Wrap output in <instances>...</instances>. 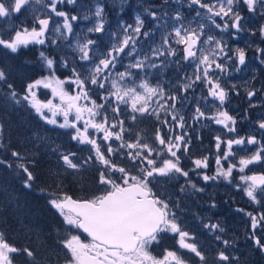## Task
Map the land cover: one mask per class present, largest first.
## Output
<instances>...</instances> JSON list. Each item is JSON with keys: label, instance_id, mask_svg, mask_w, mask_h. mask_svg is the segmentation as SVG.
<instances>
[{"label": "snow or ice", "instance_id": "1", "mask_svg": "<svg viewBox=\"0 0 264 264\" xmlns=\"http://www.w3.org/2000/svg\"><path fill=\"white\" fill-rule=\"evenodd\" d=\"M187 2L189 8L195 6L197 9L196 17L203 19L199 10L205 9L204 16L207 20L211 21L216 29L227 32L233 39H238L239 34L245 30L241 24L242 17L235 7L240 0H187ZM243 2L250 11H255L257 4L260 10L264 11V0H243ZM30 3L41 4L44 17L41 18L33 13V26L30 29L21 26L8 38L0 36V46L17 52L22 46L27 47L29 44H55L56 41L50 40L46 35L53 17H63V24L56 26L55 32L61 33V28L65 29L66 32L61 33L64 39L72 33V22L78 17L73 15L69 18L67 12L58 10V5H63L65 0H0V17L19 14ZM67 3H75V0H67ZM102 11V8H97L95 15L101 16ZM150 15L154 20L157 18L156 11H151ZM216 17L220 18L221 23H216ZM173 20L175 23L170 31L162 35V43L151 50L152 55L157 58L176 57L174 61L169 62L176 65L188 63L193 68L191 74H185L182 78L183 84L180 90L182 93H188L202 86L201 101L206 105V109L202 110L198 102L191 119L193 121L206 119L220 125L224 134L223 139L220 135L215 136L217 153L215 173L197 174L201 175L205 182L220 178L231 182L230 178L236 170L241 173L239 179L242 182L236 187L243 189L251 203L264 206L262 203L264 173L244 174L249 165L264 161V119L256 122L258 131L262 133L261 139H257V136L252 134L238 135L237 116L230 114L224 107L229 99V93L239 95V92L235 84L230 87L222 84V76L229 72L228 65L233 60L236 61L232 64L234 71H239V66L246 64L245 48L236 47L233 50L222 38L206 35L205 25L200 20H195V27L192 26L193 22L186 24L179 10L175 12ZM143 27L144 21L139 15L135 17V25L121 24L123 38L118 39L117 43L98 59L94 49L96 41L86 39L85 42L80 43L77 40L75 50L80 54L79 61L86 62L82 64L86 73L83 78L81 72L73 66L70 69L71 75L61 80L55 75L56 61L41 51L40 59L49 75L27 83L23 95L18 94L11 83H7L9 89L7 98L12 103L28 102L31 109L48 124L57 125L56 117L62 116L63 123H59L58 126L72 129V140L91 146L92 155L79 163L74 162L75 153H61L60 159L66 169H79L93 160L103 169L99 174V183L105 186L101 194L92 199L78 201L67 195L54 193L48 201L70 228L82 230L90 238L85 242L80 235H70L61 241L70 254L67 264H187L184 257L176 250H165L162 259L151 254L149 250L151 246L158 243L162 234L166 233L178 237L179 249L193 253L202 264H206V257L199 249L195 236L184 230L178 222L176 212L173 210L178 204L170 207L169 203L156 196L150 187V182H154L159 177L188 178L190 171L209 167L207 156L195 159L192 169L185 170L181 167V155L188 154L191 138L188 137L185 117L177 110V95L171 90L166 91L159 81L152 83L146 78L147 69L159 70L167 65L164 60L157 64L155 60L150 61V58L145 56L143 59L137 58L134 62H130L124 71L116 70L117 64L123 66L124 57H131L136 52L137 39ZM103 31V21L97 22L93 28L88 29V32ZM260 32L264 35V27H261ZM142 35L148 37L149 32L143 31ZM257 51L264 54V49ZM230 52L234 54L230 55ZM61 64L63 67H68L67 60H62ZM141 72L145 73L143 79H139ZM6 82V72L0 69V83ZM66 83L74 86L75 94L65 90ZM41 87L50 88L53 99L59 98V103H54L53 99L41 101L37 96V90ZM90 91L98 93L99 103L96 99H92ZM255 95V90L247 91L249 107L256 106L251 99ZM181 100L186 101L187 96H182ZM122 106L127 118L132 122L128 128H125V120L121 118ZM45 110L50 112L51 116L46 115ZM138 118H155L158 122L159 126L155 130L151 144L140 131L134 130ZM246 118V115L241 117V119ZM161 128L164 129L163 134ZM90 129L94 130L91 134ZM176 129L183 131L177 132ZM3 135L4 125L0 124V138ZM114 142L119 143L113 147ZM221 145L224 146L223 151ZM234 146L235 151H233ZM249 146L255 148L249 152ZM0 147L3 145L0 144ZM121 150H126L124 154L131 161L138 162L136 167L139 175H132L125 167L113 161V157L121 153ZM240 152H244L245 155H238ZM162 155L167 158L162 159L158 165L157 158ZM11 156L15 158L18 172L23 173L24 187L31 188L36 177L30 170L29 164H34V161L26 163V157L19 151H11ZM233 160L236 162L233 163ZM224 162L228 165L226 168ZM0 165L13 167L12 163L3 159H0ZM113 173H120L119 182L113 177ZM186 182L191 184L190 180ZM192 187L196 188V185L192 184ZM183 190L182 187L181 191ZM211 207L215 208V203ZM237 211L244 210L237 209ZM245 215L251 220L255 245L264 251V242L255 237L256 230L264 226V212H257L256 215L246 212ZM204 227L211 232H224L219 223L205 224ZM215 239L225 247L234 243L222 239L220 235H216ZM19 253L35 261L33 250L16 247L9 242L5 233L0 231V264H14L13 254ZM218 261L228 262L229 255L219 251Z\"/></svg>", "mask_w": 264, "mask_h": 264}, {"label": "trees", "instance_id": "2", "mask_svg": "<svg viewBox=\"0 0 264 264\" xmlns=\"http://www.w3.org/2000/svg\"><path fill=\"white\" fill-rule=\"evenodd\" d=\"M15 16V26L26 25L21 14ZM26 16L28 15L26 14ZM41 51L56 61L55 75L57 77L62 79L71 75L70 69L76 63L67 55L69 49H66L64 45H57L56 42L46 45L29 44L27 47L22 46L17 52L0 46V69H3L7 75V82L0 83V124L4 125V135L0 138V144L3 145L0 147V159L13 164L11 168L0 165V231H3L9 242L16 247H27L35 253L34 262L33 258L27 257L23 253L13 254L14 264H65L70 254L63 247L61 241L70 235L80 234L84 239L88 237L80 230L70 228L59 212L49 205L48 201L54 193L92 199L101 194L102 190V186L97 183L93 184L89 179L80 175L78 169L77 171L76 169H66L60 159L59 147L54 148V154L48 150L41 152L42 150L38 147H32L26 136H31L41 129L53 131L56 128H51L46 121L42 120L31 109L28 102L22 101L20 104H14L7 98L9 92L7 83H11L17 93L23 95L27 83L49 75L40 59ZM62 60L68 61V67L62 66ZM79 64H81L79 67H82V64H86V62L79 61ZM185 67L180 64L168 68L164 75L166 76L165 90L175 93L181 91L179 90L180 86L175 87L171 82L183 77L182 71ZM42 89L39 91L42 92ZM229 100L233 105L246 107L240 94L230 93ZM191 115L190 113L188 116V121L192 126V129L187 130L188 137L191 138L188 154L178 153L181 155V167L185 170L192 169L194 168L193 161L204 156L209 158V167L190 171L188 178L161 177L150 182V187L156 196L167 202L169 200L170 207L178 204L177 211L181 213L178 222L181 223L184 230L195 236L199 249L208 253L209 260L206 261V264H264V252L255 245L252 238L251 220L245 215L251 210L253 215H256L262 206L253 204L247 198L242 197L245 195L243 189L236 187L237 184L242 183L239 179L241 173L236 170L233 171L230 178L231 182L223 178L205 182L201 175L197 174L207 172L208 175H213L216 171V135L210 125L206 128L202 126V123L205 124L207 121L206 119L193 121ZM121 118L125 120V128L132 124L126 115H122ZM158 126L155 118H138L134 130L140 131L148 142L152 143ZM179 130L176 129L177 132ZM163 132L164 129L161 128V133L163 134ZM118 143L114 142L113 145ZM66 145L64 147L66 153H86L83 156L88 155L89 149L86 148V145L77 144L72 139L70 144ZM30 146L31 148H29ZM223 149L224 146L221 145V151ZM11 151L21 152L26 157V163L34 161V164H29L30 170L36 177L31 188L24 187L23 173L18 172ZM48 155H51V158ZM165 158L167 157L163 155L158 157L157 164L159 165ZM224 166L225 168L228 166L226 162H224ZM244 174L251 175L247 170ZM137 175H139L138 169ZM187 180H190L191 184L187 183ZM117 182H119L118 178ZM192 184H195L196 188H193ZM182 187L183 191H181ZM229 189L233 194L228 192ZM213 203L216 205L215 208L211 207ZM182 206H184L182 208L184 212L181 210ZM237 209L244 211H237ZM214 223H219L224 232H211L204 227L205 224ZM260 232L258 228L255 237L262 241ZM216 235H220L222 239L234 241V243L225 247L215 239ZM170 249L179 251L187 263L190 261L193 264H197V262L202 264L193 253L179 249L177 236L162 234L159 242L154 245V252L158 256H162L165 254V250ZM219 251H224L226 255H229L228 262L218 261Z\"/></svg>", "mask_w": 264, "mask_h": 264}, {"label": "rangeland", "instance_id": "3", "mask_svg": "<svg viewBox=\"0 0 264 264\" xmlns=\"http://www.w3.org/2000/svg\"><path fill=\"white\" fill-rule=\"evenodd\" d=\"M235 7L239 11L242 17L241 24L242 27L245 29L239 34L238 39H233L230 35H228L227 32H221L219 29H216L215 26L212 24V22L207 20L206 16H204V14L206 13L205 9L199 10L202 16L204 17L203 19H201L200 17H196L195 13L197 9L195 8V6L189 8L187 0H137V7L133 5V0H75V3H67V0H65V3L63 5H58V10L67 12L69 14V18L73 15L78 17L76 21L72 22V28H73L72 33L68 35L67 39H64L61 36V33L66 32L65 29L61 28V33L55 32V27L63 24V17H53V20L52 22H50L49 25V31L46 35L50 40H55L57 45H64L66 49H69L67 55L75 61L76 65H74V67H76V69L79 70V72H81V76L83 78V76L86 73L84 68L79 67V65L81 66V64H79L80 54L75 50L77 40H79L80 43L85 42L86 39H92L96 41L94 49L98 59L99 56L104 54L114 43H117L118 39L123 38V33L121 31V24L135 25L134 23L135 17L139 15L141 19H143L144 21V27L142 29V33L143 31H148L149 36L144 37L142 33L140 34L136 43V52L131 57H124L123 66H121V64H117L116 70L124 71L125 67L130 62H134V60L137 58L143 59L145 56L149 57L150 61L155 60L157 64H160V62L164 60L167 66H162L159 70L147 69L146 78L152 83L159 81L163 85V87H165L164 84L166 82V76L164 75L167 73L169 67L176 65L174 63H170L169 61H174L176 57L157 58L152 55L151 50L157 48L162 43V39H161L162 35L170 31L171 26L175 23V21L173 20V16L177 10L181 11L182 15L184 16V22L186 24L188 22H193L192 26L195 27L196 26L195 20H200V22L204 23L205 25L206 35H213L216 36L217 38H222L223 40L227 41L228 47L230 49L234 50L236 47L245 48L246 64L242 66V68L241 66H239L240 68L239 71H234L232 69V64H234V62L236 63V61L233 60L232 62H230L228 65L229 72L224 76H222L221 82L222 84H226L228 87H230L232 84H235L237 91L242 96V101L246 103V107L242 108L239 105L236 104L233 105L232 103L229 102L230 101L229 99L228 101H226L224 107L227 108L230 114L237 116L236 127H237L238 135L252 134V135H256L257 139H261L262 133L258 131L256 122L260 119H264V63H262V61H264V54L258 52L257 49H264V35H262L260 32L261 27H264V11L260 10L259 4H257L255 11H250L247 5L243 2V0H240V2L235 5ZM97 8L103 9L101 16L99 17L95 15ZM151 11H156L157 13V18L155 20L150 15ZM33 13L43 18L44 9L42 5L36 3H30L29 5L25 6V9H22L19 15L20 14L22 15L21 17L24 19V22L26 23V25L24 24L23 27H28L30 29L33 26L34 23ZM26 14L28 16H26ZM124 14L126 15L124 16ZM15 15L16 14L14 13L10 17H0V36L8 38L14 35L15 31L21 27L14 25L16 19ZM215 20L216 23H221L219 17H216ZM99 21H103L104 31L101 33L88 32V29L93 28L95 24ZM228 31L230 32L231 29L229 28ZM129 33H131V30H129ZM125 51L127 52V49ZM229 54L233 55L234 53L230 52ZM91 55L92 53L90 52V56ZM181 64L186 66L185 68H183L184 70L182 71L183 77L185 76V74H191L193 72V68L190 67L188 63H181ZM87 67H91V65H87ZM133 71L135 72L137 70H133ZM183 77H180L181 79H178L175 82H171L175 87L180 86L179 90L181 89L183 84V79H182ZM65 78H62L61 80H64ZM143 78H145V73L141 72L139 74V79H143ZM64 88L69 93L75 94L76 89L74 88V86H71L66 83L64 85ZM40 89L37 90V96L41 101L46 102L49 99H53L52 90L50 88L48 89L43 88L42 92L39 91ZM250 89L256 91V95L251 98L252 103L256 105L255 107H249V99L247 97V91ZM230 93H229V97H230ZM202 94H203L202 86L197 87L195 91H189L188 93H182L181 91L176 92L177 110L181 115L185 117L187 123L186 130L192 129V126L190 125L191 123L188 121V116L190 115V113L193 114L194 108L197 106V103L200 102L199 106L201 107L202 110L206 109V105L201 101ZM90 95L92 96V99L97 100V103L100 102V100L98 99V93H96L95 91H90ZM183 95L187 96L186 101L181 100V97ZM53 102L59 103V98L53 99ZM179 102H182V104H179ZM210 103L211 101H209V104ZM45 114L51 116V113L48 112L47 110H45ZM122 115L127 116V114L124 112L123 106H122ZM245 115L247 116V118L241 119V117H244ZM71 118L72 117H70V119ZM56 119L58 121V124L63 123L62 116L58 115ZM58 124L57 125L49 124L51 128H56V130L53 131L47 130L48 133L46 130L41 129L40 131L35 132L31 136H26L27 139L30 140L32 144L31 146L38 147L40 150H42L41 152L48 150L50 153L53 154H54V148L59 147L60 148L59 152L66 153L64 147L67 146L66 144H70L71 134L73 130L70 128H60ZM209 125L216 136L220 135L221 137H224L222 126L216 125L209 120H207L205 124L202 123V126L205 128L209 127ZM93 131L94 130L90 129L89 130L90 134ZM182 131L183 130H179V132ZM228 135L231 136L232 134H228ZM77 144L80 143L77 142ZM80 145H86V148L89 149V152L87 156H83L86 153L85 154L75 153L76 156L73 157V159L74 162H78V163L82 162L83 160H86L88 156L92 155V152L90 151L91 148L90 145L87 144H80ZM116 145H113V147H115ZM31 146L29 148H31ZM254 148L255 146H249V152H251L252 149ZM235 150L236 148L234 146L233 151ZM125 151L126 150H121V153L113 157V161L119 164L120 166L125 167L132 175H137V167H136L137 162L131 161L124 154ZM238 155H245V153L240 152L238 153ZM48 157L51 158V155H48ZM78 170L80 172V175L89 179L91 183L93 184L97 183V185L102 186L101 192L104 190L105 186L99 183V174L100 171L103 169L97 161L93 160L90 163L79 168ZM245 170H247L249 173L264 172V161H261L253 165H249L248 168H246ZM112 175L114 178L117 179L119 178L120 173H113ZM228 192L230 194H233L230 191V189L228 190ZM242 197L247 198L249 200V198L246 195H242ZM168 203L170 204L169 200ZM183 207L184 206L181 207L182 211H183L182 209ZM173 210L176 212L178 221H180L179 216L181 213L177 211V207L176 208L173 207ZM259 211L264 212V207L262 206L261 210ZM249 212L252 213V210ZM259 231H261L260 233L262 237V242H264V229L259 228ZM80 236L81 239L84 240L85 242H88L90 240V239H84L82 235ZM154 245L155 243L149 249L151 254L158 259H162L164 255L158 256L154 252ZM203 253L206 257V261L209 260L208 253L204 251ZM65 264H67V262ZM187 264H193V263H190L189 261ZM197 264L199 263L197 262Z\"/></svg>", "mask_w": 264, "mask_h": 264}, {"label": "water", "instance_id": "4", "mask_svg": "<svg viewBox=\"0 0 264 264\" xmlns=\"http://www.w3.org/2000/svg\"><path fill=\"white\" fill-rule=\"evenodd\" d=\"M49 25H50V24H49ZM262 173H264V172H252L251 175H253V174H255V175H259V174H262ZM67 196L71 197L73 200H78V201L91 199V198H78V197H75V196H73V195H71V194H69V195H67ZM81 232H82V230H81ZM82 233H83V232H82ZM84 234L87 236L86 233H84Z\"/></svg>", "mask_w": 264, "mask_h": 264}, {"label": "flooded vegetation", "instance_id": "5", "mask_svg": "<svg viewBox=\"0 0 264 264\" xmlns=\"http://www.w3.org/2000/svg\"><path fill=\"white\" fill-rule=\"evenodd\" d=\"M133 5L135 6V7H137V0H133ZM135 23V22H134ZM110 27V26H109ZM248 51H251V50H248ZM234 64H235V62H234ZM244 66V65H243ZM241 68H242V66H241ZM87 239H90L89 237L87 238ZM170 250H173V249H170ZM178 253L181 255V253L178 251Z\"/></svg>", "mask_w": 264, "mask_h": 264}]
</instances>
